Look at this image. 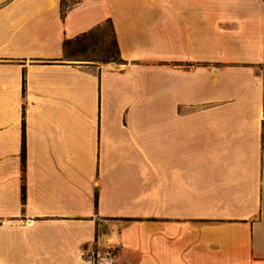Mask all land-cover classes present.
<instances>
[{
    "label": "crops",
    "instance_id": "crops-1",
    "mask_svg": "<svg viewBox=\"0 0 264 264\" xmlns=\"http://www.w3.org/2000/svg\"><path fill=\"white\" fill-rule=\"evenodd\" d=\"M63 5L0 0V264H264V0Z\"/></svg>",
    "mask_w": 264,
    "mask_h": 264
},
{
    "label": "rangeland",
    "instance_id": "rangeland-1",
    "mask_svg": "<svg viewBox=\"0 0 264 264\" xmlns=\"http://www.w3.org/2000/svg\"><path fill=\"white\" fill-rule=\"evenodd\" d=\"M70 3L76 0H63ZM68 52H73L75 56L95 57L98 59L114 58L117 59V49L110 37L109 32L105 30L93 31L78 37L67 46ZM264 141V130H263Z\"/></svg>",
    "mask_w": 264,
    "mask_h": 264
},
{
    "label": "trees",
    "instance_id": "trees-1",
    "mask_svg": "<svg viewBox=\"0 0 264 264\" xmlns=\"http://www.w3.org/2000/svg\"><path fill=\"white\" fill-rule=\"evenodd\" d=\"M61 4L63 5V6H67L68 5V3L67 2H64L63 0H61ZM85 35V34H84ZM80 37V36H79ZM78 39V37L76 38V40ZM65 44H66V48H67V46L70 44V41H66L65 42ZM68 55H70V56H75V54L73 53V52H68ZM22 155L24 156V146H23V151H22Z\"/></svg>",
    "mask_w": 264,
    "mask_h": 264
}]
</instances>
